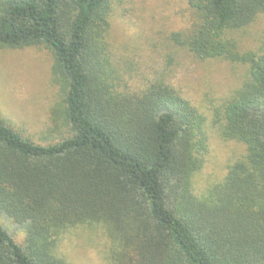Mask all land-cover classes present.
I'll use <instances>...</instances> for the list:
<instances>
[{
  "label": "trees",
  "instance_id": "trees-1",
  "mask_svg": "<svg viewBox=\"0 0 264 264\" xmlns=\"http://www.w3.org/2000/svg\"><path fill=\"white\" fill-rule=\"evenodd\" d=\"M125 1L0 0V48L52 54L65 129L40 144L0 115V217L22 235L0 222V264H70L59 238L84 226L105 232L108 264H264V32L254 51L231 37L264 15V0H185L190 24L166 38L247 71L211 116L245 151L200 195L206 117L168 65L140 88L120 85L109 32Z\"/></svg>",
  "mask_w": 264,
  "mask_h": 264
},
{
  "label": "rangeland",
  "instance_id": "rangeland-1",
  "mask_svg": "<svg viewBox=\"0 0 264 264\" xmlns=\"http://www.w3.org/2000/svg\"><path fill=\"white\" fill-rule=\"evenodd\" d=\"M124 4L126 11L112 16L109 32L115 61L129 76L122 73L120 85L140 88L168 65L170 84L206 117L208 153L193 177L194 193L203 194L223 179L228 166L245 151L242 144L222 141L216 135L211 116L213 109L241 85L246 68L221 59L196 60L166 39L190 24L185 0H126ZM263 32L264 15H259L231 37L240 52L254 51ZM53 64L52 54L44 48H0V115L13 129L40 144L55 141L65 131L62 94L52 74ZM0 222L18 243L22 242V235L6 220L0 217ZM109 247L102 228L84 226L64 233L57 252L70 264H108Z\"/></svg>",
  "mask_w": 264,
  "mask_h": 264
}]
</instances>
